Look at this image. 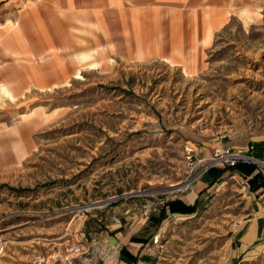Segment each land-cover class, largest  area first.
<instances>
[{"label":"rangeland","instance_id":"rangeland-1","mask_svg":"<svg viewBox=\"0 0 264 264\" xmlns=\"http://www.w3.org/2000/svg\"><path fill=\"white\" fill-rule=\"evenodd\" d=\"M43 4L0 0V72L25 67L29 77L53 52L73 72L85 68L82 80L51 91H19L20 80L0 77L16 89L0 108V264L73 258L86 224L109 233L120 224L140 238L129 245L133 264H264L262 251L231 243L264 181V0H221L226 22L192 75L119 64L69 26L59 46L33 54L45 42L20 14ZM224 150L240 158L214 161Z\"/></svg>","mask_w":264,"mask_h":264},{"label":"crops","instance_id":"crops-1","mask_svg":"<svg viewBox=\"0 0 264 264\" xmlns=\"http://www.w3.org/2000/svg\"><path fill=\"white\" fill-rule=\"evenodd\" d=\"M41 1L43 10L22 9L20 14L21 27L26 33L29 25L35 28L37 42L59 46L62 33H70L61 26H69L71 30L90 33L92 47L104 48V55L115 58L119 64L120 60L133 64H169L171 60L179 64L181 56L191 49V39L195 47L206 50L213 33L226 22L221 0ZM85 38L88 41V37ZM255 194L249 215L234 230L231 243L237 241L251 253H264L262 186L256 189ZM120 226L118 224L112 229H116L115 233H109L111 230L93 232L86 224L89 238L81 253L68 264H133L132 255L136 253L129 245L139 247L143 244L140 238L132 242L131 234L118 230Z\"/></svg>","mask_w":264,"mask_h":264},{"label":"bare ground","instance_id":"bare-ground-1","mask_svg":"<svg viewBox=\"0 0 264 264\" xmlns=\"http://www.w3.org/2000/svg\"><path fill=\"white\" fill-rule=\"evenodd\" d=\"M236 2V1H235ZM191 43V49L187 54L182 55L181 63L177 64L173 61H169L170 66L175 69L178 67L181 69V72L185 75L188 74H194L197 72H201L205 67L204 62V50L195 47L194 41L191 39L189 42ZM50 43H44L43 46L40 44L34 45V52L36 55L43 54L46 49L49 47ZM11 50L9 51V54L15 53L16 55H25L27 54L28 50ZM15 51V52H14ZM3 54L0 52V57H2ZM58 57H61L57 52H53L51 54V59L46 61H41L38 68H33L30 70V76H27V71L25 74V67H21L18 71L14 69L13 67L9 68V72L1 73L0 77H5L7 81H12L13 79H18L21 82V87H19V91L24 86H28L29 88H34L38 91L43 90H55L59 89L60 87H67L69 84V81H78L82 80V76L80 75V70H83V68H77L75 72L73 70L75 69L74 65L72 63L61 62V59L58 61ZM85 59V56L82 58ZM72 74L73 76L70 77L69 75ZM22 77V78H21ZM62 84V86H60ZM12 90H16L12 88V86H6V84L0 85V108L4 109L6 107V102H13L14 96L11 93ZM23 149L18 148L16 150L17 156H20Z\"/></svg>","mask_w":264,"mask_h":264},{"label":"built area","instance_id":"built-area-1","mask_svg":"<svg viewBox=\"0 0 264 264\" xmlns=\"http://www.w3.org/2000/svg\"><path fill=\"white\" fill-rule=\"evenodd\" d=\"M237 158L240 157L235 154L229 153V150H224L222 154L220 153V156L219 154L215 155V158L213 160L214 161L217 160L219 162L226 163L228 165H233V163L236 161ZM70 251L72 253H78L80 251V248L78 246H72V248H70ZM71 258L69 254L65 256H56V257L51 256L46 258L42 257L35 260V264H55L57 260H59L61 263H64V262H70Z\"/></svg>","mask_w":264,"mask_h":264},{"label":"trees","instance_id":"trees-1","mask_svg":"<svg viewBox=\"0 0 264 264\" xmlns=\"http://www.w3.org/2000/svg\"><path fill=\"white\" fill-rule=\"evenodd\" d=\"M234 169H236V170H240V171H243V172H246V173H248V174H251L252 172H253V170H254V167L252 166V165H250V164H246V163H238V164H236V166H234ZM256 177H257V175L256 176H254L252 179H251V183H253V181H255L256 180ZM262 181V180H261ZM259 186L261 187L262 186V189H264V181H262V184H259ZM259 186H257V187H259ZM253 186L251 185V188H252ZM255 188V187H254ZM194 208V207H193Z\"/></svg>","mask_w":264,"mask_h":264}]
</instances>
